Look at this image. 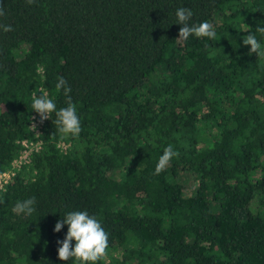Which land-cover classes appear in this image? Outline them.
Masks as SVG:
<instances>
[{
	"label": "trees",
	"instance_id": "trees-1",
	"mask_svg": "<svg viewBox=\"0 0 264 264\" xmlns=\"http://www.w3.org/2000/svg\"><path fill=\"white\" fill-rule=\"evenodd\" d=\"M0 3V174L35 138L33 93L67 106L58 77L82 129L51 113L0 191V264H78L57 252L70 211L108 232L97 264H264V56L243 45L252 32L264 49V0ZM180 7L216 39H177ZM169 144L179 155L156 174ZM31 197V215L13 212Z\"/></svg>",
	"mask_w": 264,
	"mask_h": 264
},
{
	"label": "clouds",
	"instance_id": "clouds-1",
	"mask_svg": "<svg viewBox=\"0 0 264 264\" xmlns=\"http://www.w3.org/2000/svg\"><path fill=\"white\" fill-rule=\"evenodd\" d=\"M35 0H26V3L31 5ZM3 3H0V16H4ZM193 16L191 9L180 7L176 11L178 24L182 25L179 29L177 39L187 40V38L194 34L197 37H208L211 40L216 39V32L214 26L203 21L199 24L190 25L188 22ZM0 29L4 32L12 31L11 25L0 24ZM247 31V29H244ZM256 31L264 34V27H257ZM243 45H250L249 55L256 53L258 56H264V49L261 43L257 40L256 35L250 32L243 37ZM59 92L63 89L64 95L67 97V106L62 107L57 111L56 103L49 98L47 93L37 95L33 93L32 108L39 115L40 122L50 118V114L55 112L56 125L59 126V131L64 134H71L78 136L81 132V122L77 115V109L72 102L69 95L71 88L67 86V81L61 76L58 77V82L55 85ZM34 128L36 127L33 124ZM179 152L174 150V146L169 144L165 147L163 154L160 156L156 165L155 173L159 174L170 163L173 157H178ZM4 201L0 199V204ZM35 197L17 202L13 208V212L17 214L31 215L35 208ZM67 225L66 235L62 240H57L59 245L57 252L58 258L62 261L75 259L78 264H97L98 261L104 260L108 254L109 248V234L102 226L101 222L87 211H70L63 219L58 220L54 226L55 232H60L64 225ZM73 241L75 245L73 246Z\"/></svg>",
	"mask_w": 264,
	"mask_h": 264
},
{
	"label": "built area",
	"instance_id": "built-area-1",
	"mask_svg": "<svg viewBox=\"0 0 264 264\" xmlns=\"http://www.w3.org/2000/svg\"><path fill=\"white\" fill-rule=\"evenodd\" d=\"M48 120V119H47ZM40 122L39 115L35 112L31 119L30 130L34 133L35 138H26L21 141L22 152L20 156L13 161L12 165L0 174V191L12 181V178L16 175L17 169L24 164H28L31 161V156L34 152L41 148V141L39 136L42 134L43 127L46 121ZM33 124L36 125L34 128ZM59 147L65 148L64 143H59Z\"/></svg>",
	"mask_w": 264,
	"mask_h": 264
}]
</instances>
